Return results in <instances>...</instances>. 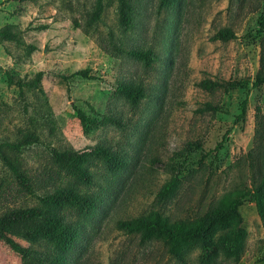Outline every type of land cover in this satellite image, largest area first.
I'll return each instance as SVG.
<instances>
[{
  "label": "rangeland",
  "instance_id": "1",
  "mask_svg": "<svg viewBox=\"0 0 264 264\" xmlns=\"http://www.w3.org/2000/svg\"><path fill=\"white\" fill-rule=\"evenodd\" d=\"M94 3L0 0V28L9 25L20 40L0 41V143H20L26 134L38 138L19 151L4 147L3 153L37 188L46 181L44 171L54 170L49 148L82 151L100 145L119 153L126 165L114 173L95 161L88 167L93 183L87 188L69 174L49 181L86 190L99 200L91 214L67 218L80 225V237L66 264H180L162 242L141 240L116 222L151 211L169 220L192 218L222 195L258 181L264 86L251 87L248 81L222 92L203 90L197 83L252 79L258 68L264 0H175L165 8L157 7V0H132L133 18L123 32L116 25V1L102 0L98 31L88 29L86 34ZM221 28L230 29L234 37L213 40ZM109 33L123 49L150 50L158 59L145 68L126 55H111ZM82 69L92 78L73 74ZM37 72L36 86L18 89L6 80L9 73L14 80L29 82ZM120 83L139 85L145 97L131 106L115 91ZM244 96L245 113L234 121ZM206 102L218 109L200 111ZM75 109L90 118L110 115L120 125L84 132ZM172 178L176 188L159 197ZM16 187L0 158V213L35 204L34 197ZM239 212L246 232L243 253L237 260L219 256L216 264H264V225L254 203H243ZM14 239L27 245L18 236ZM196 254L193 249L184 264H197ZM20 262L0 240V264Z\"/></svg>",
  "mask_w": 264,
  "mask_h": 264
},
{
  "label": "trees",
  "instance_id": "2",
  "mask_svg": "<svg viewBox=\"0 0 264 264\" xmlns=\"http://www.w3.org/2000/svg\"><path fill=\"white\" fill-rule=\"evenodd\" d=\"M115 1L116 25L120 32H123L131 24L134 14L133 3L132 0ZM174 2L175 0H157V7L165 8ZM102 11V0H95L90 12V20L83 30L86 34L88 29L93 32L98 31L97 24L102 20ZM259 23L263 32H261L258 41V68L252 79H202L197 83L198 87L206 91L221 90L226 92L241 87L248 81L251 87L264 86V18ZM233 37V32L228 28H221L212 35L213 40L221 41ZM109 38L111 55H126L140 61L145 68H150L152 63L158 59V56L150 50L123 49L112 41V33H109ZM1 40L20 42L17 33L9 25L0 28ZM101 46L103 49H107L104 45ZM73 74L83 78H92L85 69L77 70ZM39 79L40 72H37L34 79L29 82L14 80L9 73H6L7 83H13L18 89H22L24 86H36ZM115 88V91L124 97L131 106H135L146 95L139 85L120 83ZM217 109L216 105L206 102L200 111H215ZM245 109L246 96L240 102V110L234 121L243 117ZM258 110L259 107H257ZM75 112L84 132L99 125H120L110 115L104 114L97 119L90 118L79 109H75ZM262 117L264 121V90ZM37 140L38 138L34 134H26L20 143H0V158L11 174L12 180L15 181L17 191L35 198L33 205L6 208L0 213V240L20 256L19 264H66L68 254L73 250L80 237V225L67 218L69 216L80 218L91 214L96 209L99 200L86 190L78 191L63 185L55 186L49 181L55 177L60 178L64 174H69L87 188L93 183L89 166H94L95 162H98L106 170L114 173L122 169L126 165V161L119 153L100 145L82 151L72 148L62 150L49 148L48 153L54 164V170L50 172L51 170L48 168L44 171L46 181L39 187L42 190L38 191L39 188L34 187L35 180L3 153L4 147L19 151L21 145L34 143ZM194 146L199 147L196 143ZM261 152L263 162L258 181L251 184L248 189L222 195L213 206L202 213L188 219L169 220L157 211H151L146 215L117 220L116 226L125 233L137 234L141 240L162 242L166 253L180 264L186 263L188 254L193 249L197 250V264H216L219 256L237 260L243 253L246 237L239 206L245 202L254 203L257 214L264 225V142ZM246 155L250 156L251 151H248ZM176 186L177 180L172 178L162 186L159 197L169 195ZM14 236L24 239L27 245L23 246L18 243Z\"/></svg>",
  "mask_w": 264,
  "mask_h": 264
}]
</instances>
